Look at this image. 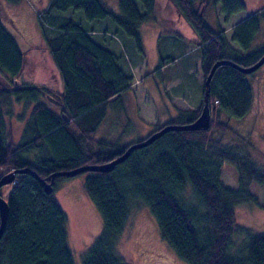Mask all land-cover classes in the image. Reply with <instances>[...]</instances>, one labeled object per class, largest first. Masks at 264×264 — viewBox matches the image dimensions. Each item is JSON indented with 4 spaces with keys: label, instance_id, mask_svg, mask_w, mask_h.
Masks as SVG:
<instances>
[{
    "label": "trees",
    "instance_id": "obj_1",
    "mask_svg": "<svg viewBox=\"0 0 264 264\" xmlns=\"http://www.w3.org/2000/svg\"><path fill=\"white\" fill-rule=\"evenodd\" d=\"M196 1L167 0L196 37L203 77L201 103L156 126L154 132L166 125L196 120L204 103V82L215 62L229 60L246 68L264 53V45L245 53L264 20V1L260 10L252 11L232 28L229 39L223 30L214 31L206 24L201 10L219 4L227 19L246 9L245 0H200L198 5ZM156 6L157 0H118L116 15L102 0H50L38 25L63 81V95L46 86L19 81L24 53L0 18V77L7 85L0 87V168L16 172L6 200L0 264H76L67 244V215L54 192L59 182L82 174L86 175L84 192L101 217L102 229L81 264H128L119 256L117 244L137 204L154 218L160 238L188 264H264V233H250L235 221L239 204L264 208L249 191L250 183H256L263 188L264 198V167L245 149L224 145L213 137L217 130H230L227 122L220 120L222 116L241 119L250 111L253 91L247 76L253 72L245 74L229 65L213 71L208 129L167 131L149 145L135 149L111 172L51 177L80 166L110 162L148 137L126 145L94 137L104 119L106 101L126 90L132 77L121 70L118 58L78 23L58 21L51 14L80 11L88 21L110 19L142 52L138 28L152 18ZM165 63L160 60L159 67ZM41 98L52 103L58 113ZM13 101L33 106L18 143L6 126ZM224 164L232 165L238 173L235 189L220 180ZM45 182H52L50 194L44 191Z\"/></svg>",
    "mask_w": 264,
    "mask_h": 264
},
{
    "label": "rangeland",
    "instance_id": "obj_2",
    "mask_svg": "<svg viewBox=\"0 0 264 264\" xmlns=\"http://www.w3.org/2000/svg\"><path fill=\"white\" fill-rule=\"evenodd\" d=\"M102 1L113 13H119L118 0ZM263 1L264 0H245L246 9L234 14L228 21L223 20L224 17L219 4L215 5V8L210 4L212 7L206 12V21L210 24L219 21L224 28L230 30L229 28L231 25L237 22L239 18L245 17L248 13L250 14L256 9V11L260 10ZM157 4L152 18L138 30L140 37L143 38L142 48L145 53L144 55L135 48L133 41L125 36L110 19L105 20L108 22L107 24H110L111 28H115L121 33V36L117 38L116 44L121 45L122 49H127L131 55L135 54L136 58L142 60L143 68L136 72L137 76H140V80L138 81L139 84L135 83V85L131 87V92H137L139 95L143 93H152L156 95L157 98V101H155L153 97V102L149 101V103H151L148 108L150 112L147 113H144L143 109H145L148 104L143 100L140 101V99L138 101L139 95L137 96V94L135 101L132 100V103L127 105V109L130 108L131 112L133 111L131 115L135 112L136 114H134V116L138 117L137 120L129 124L128 128L131 130H136L139 127L138 125H141L139 110H141L143 112L142 114L147 116L148 119H151L148 120V125L156 121V117L160 120V117L169 115L170 108L165 104V98L163 96L174 105L178 104L182 107H186L184 110L188 109L190 103L200 101L202 84L199 79L201 74L199 69V51L193 48V43L188 37L180 35V33H184L182 31V26L183 28L186 27L183 24H177V21L174 20L175 18L172 20L165 15L164 10L169 9L167 2L165 0H157ZM16 5L17 6L13 5L14 9L9 6V10H5L0 3V18L3 21V26H5L9 33L12 36L14 35L15 38H22L24 43H36L40 40L38 18L42 17V13L38 11L35 12L31 7L29 10L26 4ZM137 6L141 10L139 3H137ZM54 13L59 14L63 21L72 20L78 23L83 29L90 28L94 29L96 32H104V23H102L101 20L88 21L80 11ZM210 18H213V22H211ZM186 30L189 35L190 31H188V29ZM155 31L158 32L157 45L159 50L156 59L152 57L153 46L150 41ZM229 36H227L228 39ZM24 43H22L23 47H25ZM230 45L238 49L235 43H231ZM262 45H264V20L261 21L257 35L251 43L249 50L245 53L254 51ZM34 47L35 49L31 48L32 51H28V49L24 53V64L26 63V66L21 73L20 81L39 86H49L55 89L54 82L49 80L52 74L51 67H54L48 62L46 53L44 52L42 55L39 51V49L44 48L45 45L41 42ZM180 53L184 54L180 56ZM169 55H176L178 58L173 63L170 62L167 70L161 73H155L160 59L166 61ZM40 61L47 65V69L41 71L40 74L34 73L36 75L34 77L32 74V70L34 69L33 64H37ZM148 68L152 69V73H147L148 71L146 69ZM247 79L253 91V102L250 111L241 119L228 120L227 117L222 116L220 120L226 121L230 130H217L213 132V137L219 139L224 145L245 149L250 158L261 167H264V64L254 71L252 75L247 76ZM166 80H170L173 83L170 84L169 92H166L164 89ZM3 82V79L0 77V87H3L1 85ZM171 86H173V88H171ZM140 92L142 94H140ZM144 96L145 95H142V99H146ZM151 96L149 95L148 97L150 98ZM162 104L163 108L161 107ZM15 106L14 104L11 108L9 107V116H6V121L8 123H10V116L12 117V114L18 112V105ZM161 124H163V122H154V124L151 125V130H148L147 136L154 133L156 126ZM9 131L11 132L12 138H14L13 133L15 135L16 129L13 124L12 127H9ZM147 136L139 138L138 140L144 139ZM138 140H134V142ZM13 141L16 142V139H13ZM247 142L250 146L247 145ZM7 173L10 172L0 168V179ZM85 177L86 175L82 174L63 180L59 182L54 192L55 200L67 215V244L76 264H81L85 252L102 229L101 217L83 189ZM237 179L238 173L232 165H222L220 180L223 185L235 189L238 186ZM12 188L13 182L0 188V195L4 200L9 198ZM249 191L257 197L258 203L263 206V188L256 183H250ZM235 221L236 225L242 226L250 233L262 234L264 233V208L253 203L239 204L235 207ZM117 248L119 256L128 264H188L181 260L173 249L160 238L154 218L147 209L140 204L133 207L126 228L118 240Z\"/></svg>",
    "mask_w": 264,
    "mask_h": 264
},
{
    "label": "crops",
    "instance_id": "obj_3",
    "mask_svg": "<svg viewBox=\"0 0 264 264\" xmlns=\"http://www.w3.org/2000/svg\"><path fill=\"white\" fill-rule=\"evenodd\" d=\"M165 1L167 2V0H165ZM0 3H1L2 8L4 7L5 10H9V6H10V8L14 9L13 5L17 6L16 4H19V5L26 4V7L29 10L31 7L32 9H34L35 12L38 11V12L43 13L44 11L47 10L49 3H50V0H19L17 2H11L8 0H0ZM198 3H199V1H196V5H198ZM167 4L169 6V9L164 10L165 15H167V17H169L172 20L175 18L174 20L177 21V24H179V25L183 24L186 27V28H183V26H182V29H183L182 31L184 33H180V35H184V36L188 37L190 39V41L193 43V45H192L193 48H195L198 51V48L196 45L195 35L191 31V29L186 25V23L181 18V16H179L176 9L172 5H170L168 2H167ZM210 7H212V6L209 5L205 9L203 8V10H201L203 12V17H204L206 24L214 31L223 30V33H224L226 38H227V36H229L231 34L232 28L234 26L243 22L245 19H247L249 17V13H248V15H246L245 17L239 18V20L237 22H235L231 25V27L229 28L230 30H228V29L224 28L220 24L219 21L217 23H213V24H210L206 21V16H207L206 12L208 11V9ZM214 8H215V6H214ZM114 14H116V13L114 12ZM117 14H119V13H117ZM51 15L56 17L58 21L61 20V16L59 14H56L53 12ZM233 15H231L227 19L223 15V17H224L223 20L228 21L231 19V17ZM212 19L213 18H210L211 22H213ZM105 20L106 19L101 20V22L104 23V29H103L104 32H96V31H94V29H90V28H85L84 30L86 33H88L91 36V38L97 44L104 47L108 51L112 52L118 58L119 67L121 68V70L125 74L130 75L132 77V80L130 82L129 87L126 90L118 93L117 95L110 97L106 101L105 116H104V119L101 121L100 125L98 126L94 137L97 139H101V140H105V141H109V142H117L121 145H126V144L134 142V140H138L139 138L147 136L148 130H151V125L154 124V122L160 121V122H163V124H164V123L168 122L169 120L176 118L177 115L179 114V112L185 111L184 109L186 107H182L178 104L174 105V104H172V102L170 103V100H168L165 96H163L165 98V104L167 106H169V108H170L169 115L160 117V120L158 119V117H156L157 120L148 125L147 122H148V120H151V119H148V117L143 115L142 114L143 112L141 110H139V120L141 122V125H138L139 127L136 130H131L128 128L129 124L133 123L135 120L138 119L137 116H134V114H136L135 112L131 115V113L133 111L131 112L130 108L127 109V105L132 103V100L135 101L136 94H137V96L139 95L137 92L136 93L131 92V87H133L135 85V83L139 84L138 81L140 80V76H137L136 72L143 68V63H142V60H139L138 58H136L135 54L131 55L130 52L127 51V49H122L121 45L116 44L117 38L119 36H121V33H119L118 30H116L115 28H111L110 24H107L108 22H106ZM1 22L3 24L2 19H1ZM11 22H12V20H11ZM147 22H145V23H147ZM145 23H143V24H145ZM143 24H141L139 26V28ZM139 28H138V30H139ZM218 28H220V29H218ZM170 29H172V28H170ZM186 29H188V31H190L189 35L187 34L188 32ZM112 30H113V32H112ZM39 32H40V29H39ZM13 37H14V35H13ZM157 37H158V32L155 31L152 34V37L150 40L151 45L153 46V51H152L153 56L152 57L155 59L157 58V56L159 54L158 45H157ZM14 39H15L16 44L18 45L19 49L23 53H25V51L28 49H29L28 51H32V49H35L34 46L36 44H39L41 42L43 43V41L41 39V34H40V40H38L36 43L26 44L27 42L24 43L22 38L18 39V38L14 37ZM141 39H142L141 43H143V38L141 37ZM22 43H24L25 47H23ZM39 51L42 53V55L44 54V52L46 53L48 62L51 64V66L54 67V68L51 67L52 74L50 75L51 79H49V80L54 82V85L56 88L54 89V88L49 87V86H46V87H49V89H51L53 92H55L57 94L63 95L64 94L63 81L61 80L60 73L57 69V66L55 65V63L53 61L52 56L50 55V53L46 49V47L40 48ZM140 53L142 55L145 54L143 51V48H142V52H140ZM183 54L184 53H180V56ZM33 55H34V53H33ZM24 56H25V54H24ZM177 58L178 57H176V55H169L168 60H166V63L164 65L159 67L160 66V63H159L158 67L155 69V73H159V72L161 73V72L167 70L169 68L170 60H172L171 62L173 63L174 61L177 60ZM160 60H162V59H160ZM33 65H34V69L32 70L33 71L32 74L34 77L36 76L34 73L40 74L41 71H44L47 69L46 68L47 65H45L41 61L38 62L37 64L35 63ZM25 66H26V63L24 64V68H25ZM199 69H200V67H199ZM146 70L148 71V72L146 71L147 73H149V74L152 73L151 68H148ZM147 73H145V74H147ZM200 73H201V71H200ZM137 78H139V79H137ZM20 79L21 78L19 77V81H20ZM199 79L201 80V84H202L203 83L202 74H200ZM170 84H173L170 80L165 81L166 86L164 89L166 92H169ZM1 85L5 86L6 83L3 82ZM171 88H173V86H171ZM201 90H202V86H201ZM201 90H200V100H201ZM140 94H142V93L140 92ZM142 95H145L144 98H146V99H142ZM142 95L138 96V101L140 99V101L143 100L145 103L148 104L146 106V108L143 109L144 113L150 112V110L148 108H149V105L151 103H149V101L153 102V98L155 101H157L156 95H153L152 93H150V94L143 93ZM149 95L150 96L152 95V96L149 98L148 97ZM41 101L45 102L47 107L50 110L54 111L55 113H58V110L56 109L55 106H53L52 103H49V101H46V100L44 101L43 98H41ZM14 104L16 106L18 105V112L15 114H12V117L10 116V120H9L10 123H8L6 121V126L9 128V127H12V124L14 125V127L16 129V131H15L16 133H15V135L13 133V137H14L13 139L14 140L16 139V142L15 141L14 142L18 143L20 138H21L24 125L27 123V121L29 119V116L31 114V110H32L33 106L30 105V106L26 107L23 102H19V103L17 102L16 103L15 101H13L12 105H14ZM199 105H200V101L192 102L188 105V109H186V110H194V109H196V107L198 108ZM161 107L163 108V104L161 105Z\"/></svg>",
    "mask_w": 264,
    "mask_h": 264
},
{
    "label": "water",
    "instance_id": "obj_4",
    "mask_svg": "<svg viewBox=\"0 0 264 264\" xmlns=\"http://www.w3.org/2000/svg\"><path fill=\"white\" fill-rule=\"evenodd\" d=\"M263 64H264V53L255 64H253L252 66L246 67V68L240 67L229 60H219L215 62L211 68V72L207 75L205 79L204 103L202 105L199 116L196 118L194 122L190 124H186V125H166L160 130L149 135L146 139L130 145L121 155L117 156L110 162H107L104 164L80 166L73 170L54 173L52 174L51 177L54 178L56 176H75L77 174L87 172V171L104 172V173L111 172L117 164L124 161L130 155V153L133 152L135 149L142 148L144 146L149 145L150 143H152L154 140H156L158 137H160L162 134H164L167 131H187V130L191 131V130H198V129H203V130L208 129L210 126V110H209L208 93H209V84H210L213 71L221 65H229V66L235 67L236 69H238L239 71L245 74H248V73L256 71ZM28 173L32 175L34 178H38L37 174L33 171H28ZM15 177H16L15 171L7 173L5 176H3L0 179V188L4 185L14 182ZM44 191L48 194L52 192V182L44 183ZM7 209H8L7 202L0 195V237L5 229Z\"/></svg>",
    "mask_w": 264,
    "mask_h": 264
}]
</instances>
